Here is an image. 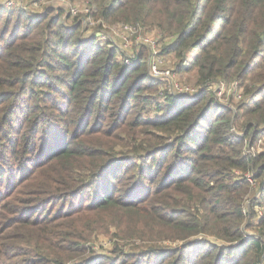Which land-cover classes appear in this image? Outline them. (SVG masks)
Wrapping results in <instances>:
<instances>
[{
	"label": "trees",
	"instance_id": "1",
	"mask_svg": "<svg viewBox=\"0 0 264 264\" xmlns=\"http://www.w3.org/2000/svg\"><path fill=\"white\" fill-rule=\"evenodd\" d=\"M89 4L170 36L196 92L162 91L146 46L127 63L85 15L0 5V264H264V0Z\"/></svg>",
	"mask_w": 264,
	"mask_h": 264
},
{
	"label": "built area",
	"instance_id": "2",
	"mask_svg": "<svg viewBox=\"0 0 264 264\" xmlns=\"http://www.w3.org/2000/svg\"><path fill=\"white\" fill-rule=\"evenodd\" d=\"M46 2V3H43ZM17 4V6H16ZM0 5L8 10L14 9H27V6L16 0H0ZM32 5H35L34 10H29L30 12L42 13L46 10L47 7H52L54 9H64L66 13L72 14L73 16H83L80 13H87L86 16H89L92 6L87 3H83L81 7L76 3H72L69 0H36ZM85 16V17H86ZM87 18V17H86ZM86 20V19H85ZM116 36L113 35H102L101 40L110 41L112 45H119L128 51L125 61L130 63V60L135 57L136 49L141 46H146L150 51V72L152 76L160 81H162L161 89L167 90L171 93L178 95L183 94H194L196 92V87L184 83L180 80L177 71L170 65L171 54H165L162 47V42L159 37L150 36L147 34H142V27H132V26H122V29L117 32L115 31ZM225 86L222 90L216 89L219 92L225 91V88L228 87L231 89V94L234 97L241 99L243 97L242 91L238 90L239 83L234 81L229 84L222 83L218 88ZM234 94H233V88ZM232 96V97H233Z\"/></svg>",
	"mask_w": 264,
	"mask_h": 264
},
{
	"label": "rangeland",
	"instance_id": "3",
	"mask_svg": "<svg viewBox=\"0 0 264 264\" xmlns=\"http://www.w3.org/2000/svg\"><path fill=\"white\" fill-rule=\"evenodd\" d=\"M16 1L21 2L24 5H26L28 11L29 10L35 11L34 8H36V6L32 5V4L36 0H16ZM44 1H50V0H44ZM69 1H71L72 3H76L77 5H79V7H81V5L84 2L85 3L89 2V0H69ZM43 3H46V2H43ZM16 6H17V4H16ZM86 14L87 13H80V15H85V16H86ZM86 17H87L86 20L85 21L83 20L85 28H87L89 30L86 32V34H91L92 32L94 33V31H95V33H98L99 28L102 26V28L104 30V32H103L104 34L102 33V35L116 36L115 31L119 32L122 29V26H124L123 23H121V22H116V21H113L112 19L102 18L101 16L98 15V10L96 8H93V10H91L90 16H86ZM142 34H147L150 36L159 37L161 39V42H162L161 49H163L164 47L169 45L170 41L172 39L170 36L163 35V33L161 31H159V29L157 27L151 26V25H146V27L142 28ZM100 39H101V37H100ZM169 54H171V53H169ZM169 62H170V65L175 69L176 64H178V62H179V59L173 53V54H171V58H170ZM177 73H178L181 81H183L184 83H187L189 85H192L194 88L195 87L197 88V73L195 71L179 72L177 70ZM229 83H231V82H229ZM229 83H226V84H229ZM240 83H242V84H240ZM240 83L238 86V90L244 91L247 83L246 82L243 83L242 81H240ZM224 87L225 86L223 85L221 88H218V89L222 90ZM230 87L233 88L232 86H230ZM234 89L235 88H233V94H234ZM230 90L231 89L229 87L227 89L225 88V91H222V92L217 91L216 95L218 97L219 103H221L224 106H230L233 108L234 106L239 105V103L243 99H239L238 97L237 98L234 97L231 94L232 91H230ZM190 95H193V94H190ZM243 98H244V96H243ZM260 151H264V136L260 137L257 140L255 146L252 148L253 153L260 152ZM252 193H251V196L253 197L254 195H256L257 191H254ZM262 211H263V208L259 207L258 212L260 215L262 214ZM254 233H256V230L249 229V235L250 234L252 235ZM112 235H113L112 232H110V233L94 232L93 237H92V246L94 248H96V247H101L103 245L104 247L107 248V246H110V241H112V239H113ZM137 243H139V242H137ZM176 244L177 243H174L173 245H176Z\"/></svg>",
	"mask_w": 264,
	"mask_h": 264
}]
</instances>
